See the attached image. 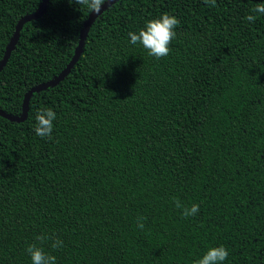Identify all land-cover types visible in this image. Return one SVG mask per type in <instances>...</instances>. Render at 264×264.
Segmentation results:
<instances>
[{
	"label": "trees",
	"instance_id": "trees-1",
	"mask_svg": "<svg viewBox=\"0 0 264 264\" xmlns=\"http://www.w3.org/2000/svg\"><path fill=\"white\" fill-rule=\"evenodd\" d=\"M41 0H0V62ZM264 0H117L91 24L56 86L30 97L27 118L0 117V264H193L224 246V264H264ZM167 13L170 52L147 55L128 33ZM91 12L49 0L0 72V111L20 116L30 89L68 65ZM56 114L51 139L33 131ZM184 206L199 205L184 218ZM138 217H146L144 228Z\"/></svg>",
	"mask_w": 264,
	"mask_h": 264
},
{
	"label": "clouds",
	"instance_id": "clouds-1",
	"mask_svg": "<svg viewBox=\"0 0 264 264\" xmlns=\"http://www.w3.org/2000/svg\"><path fill=\"white\" fill-rule=\"evenodd\" d=\"M202 2L215 8L216 0H202ZM69 3H75L80 8L87 9L91 13L100 14L103 5L110 3V0H69ZM251 13L244 19L249 23H254L258 16H264V3H258L251 9ZM179 25V20L167 13L162 14L159 18L149 20L145 23L144 27L138 33L129 32V42L132 45L139 44L147 52V55L159 60L166 57L170 48L172 40L176 36L175 29ZM56 120V114L51 108H43L37 110L34 117L33 131L36 136L40 138L51 139L53 131V121ZM175 207L182 209L181 215L184 218L194 217L199 212V205L192 204L190 207L184 206L179 200H174ZM146 217H138L137 227L144 228L143 221ZM39 245L44 244L46 241H51L50 247L52 249H59L63 247V241L55 236L39 235L35 237ZM37 243L29 244L25 251L30 257V264H56V257L47 254L43 247ZM228 249L224 246L209 248L202 257L193 261V264H224L228 259Z\"/></svg>",
	"mask_w": 264,
	"mask_h": 264
},
{
	"label": "water",
	"instance_id": "water-1",
	"mask_svg": "<svg viewBox=\"0 0 264 264\" xmlns=\"http://www.w3.org/2000/svg\"><path fill=\"white\" fill-rule=\"evenodd\" d=\"M48 1L49 0H41V3L39 5L38 9L35 11V13L27 15L18 21V23L15 27V31L13 33V36L10 39V41L6 47L4 56L0 62V72L5 67L7 61L9 60V57H10L12 51L14 50L15 45L19 39L20 31L22 30L23 26L29 21H34V20H37L38 18H40L41 15L46 10V6H47ZM115 1H117V0H110V3L103 5L101 8V13L106 8H108L110 5H112ZM100 14L91 13L90 16L88 17V19L86 20V22L84 23V27L81 30L79 42H78V45L75 49L74 55L71 58L68 65L65 67V69L57 77H55L51 81L44 83V84H41V85H38V86L30 89L27 93H25L23 101H22V113H21V115L20 116H11V115L6 114L3 111H0V117L4 118L10 122H13V123H22L26 120L30 97L35 93H39V92L44 91L48 88H51V87L58 85L69 74V72L71 71V69L73 68V66L75 65L76 61L79 59V57L82 53L84 41H85L86 35L88 33V30H89L91 24L96 19V17Z\"/></svg>",
	"mask_w": 264,
	"mask_h": 264
}]
</instances>
